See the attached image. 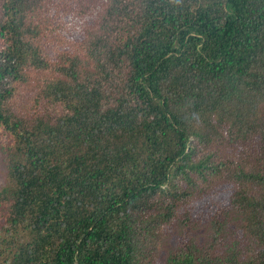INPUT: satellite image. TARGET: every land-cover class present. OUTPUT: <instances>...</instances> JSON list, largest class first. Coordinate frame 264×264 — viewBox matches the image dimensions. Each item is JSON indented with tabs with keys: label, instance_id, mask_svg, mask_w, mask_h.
Wrapping results in <instances>:
<instances>
[{
	"label": "trees",
	"instance_id": "trees-1",
	"mask_svg": "<svg viewBox=\"0 0 264 264\" xmlns=\"http://www.w3.org/2000/svg\"><path fill=\"white\" fill-rule=\"evenodd\" d=\"M0 153V264H264V0H0Z\"/></svg>",
	"mask_w": 264,
	"mask_h": 264
},
{
	"label": "rangeland",
	"instance_id": "rangeland-1",
	"mask_svg": "<svg viewBox=\"0 0 264 264\" xmlns=\"http://www.w3.org/2000/svg\"><path fill=\"white\" fill-rule=\"evenodd\" d=\"M65 27H64V34L67 38H76L82 34L81 32V25L76 22L75 17L73 14H70L67 16L65 20ZM1 161V153H0V185L4 183L5 180V172L4 168L2 166ZM228 187V186H227ZM229 189V190H228ZM226 190V186L222 187L221 189H214L210 192L206 193L204 196L201 197L200 201H194V203L189 204V208L194 210L196 217H198L201 221H205L206 218H208L210 215L213 214L215 209L223 203H228L230 191L231 189L228 188ZM218 203V204H217ZM204 228H201L198 230L199 234H203ZM175 234L176 231L174 228H170L167 231V240L164 243L163 250L158 257L157 263H162L164 259V254L166 252V249L170 247L175 240Z\"/></svg>",
	"mask_w": 264,
	"mask_h": 264
}]
</instances>
